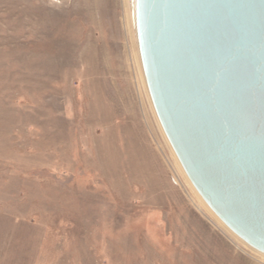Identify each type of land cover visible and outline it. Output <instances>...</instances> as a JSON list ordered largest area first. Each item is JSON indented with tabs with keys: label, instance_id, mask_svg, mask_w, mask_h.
Returning <instances> with one entry per match:
<instances>
[{
	"label": "rangeland",
	"instance_id": "1",
	"mask_svg": "<svg viewBox=\"0 0 264 264\" xmlns=\"http://www.w3.org/2000/svg\"><path fill=\"white\" fill-rule=\"evenodd\" d=\"M0 251L10 264H264L174 153L130 0H0Z\"/></svg>",
	"mask_w": 264,
	"mask_h": 264
},
{
	"label": "water",
	"instance_id": "2",
	"mask_svg": "<svg viewBox=\"0 0 264 264\" xmlns=\"http://www.w3.org/2000/svg\"><path fill=\"white\" fill-rule=\"evenodd\" d=\"M163 131L190 182L264 254V0H130Z\"/></svg>",
	"mask_w": 264,
	"mask_h": 264
},
{
	"label": "crops",
	"instance_id": "3",
	"mask_svg": "<svg viewBox=\"0 0 264 264\" xmlns=\"http://www.w3.org/2000/svg\"><path fill=\"white\" fill-rule=\"evenodd\" d=\"M0 264H10V253L8 251H0Z\"/></svg>",
	"mask_w": 264,
	"mask_h": 264
}]
</instances>
